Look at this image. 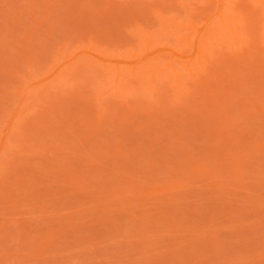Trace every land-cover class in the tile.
Masks as SVG:
<instances>
[{
	"label": "rangeland",
	"instance_id": "rangeland-1",
	"mask_svg": "<svg viewBox=\"0 0 264 264\" xmlns=\"http://www.w3.org/2000/svg\"><path fill=\"white\" fill-rule=\"evenodd\" d=\"M0 264H264V0H0Z\"/></svg>",
	"mask_w": 264,
	"mask_h": 264
}]
</instances>
